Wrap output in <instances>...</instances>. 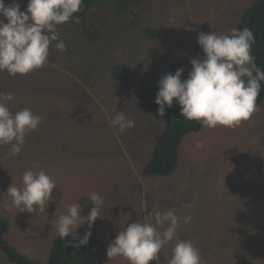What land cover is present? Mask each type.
<instances>
[{
	"label": "rangeland",
	"instance_id": "obj_1",
	"mask_svg": "<svg viewBox=\"0 0 264 264\" xmlns=\"http://www.w3.org/2000/svg\"><path fill=\"white\" fill-rule=\"evenodd\" d=\"M255 1L143 0L118 19L103 13L97 40L81 34V20L57 26L66 51H57L53 42L38 70L15 77L0 71V93L16 98L9 103L13 113L28 107L43 117L19 155H11L10 145L0 146V216L8 223L5 240L17 253L46 264L59 235L58 218L79 202L82 224L94 206L89 194L98 192L104 198L101 217L90 229L87 222L81 225L72 240L75 245L91 231L80 247L91 250L97 264H129L108 258V244L128 224L169 210L191 215L189 223L181 220L177 235L199 249L200 264H264V101L239 126L189 134L173 175H144L142 167L163 130L149 113L158 81L180 68L186 79L189 60L203 58L199 33H229ZM11 2L4 0L5 6ZM16 2L26 9L24 0ZM116 67L124 69L122 77H114ZM116 111L135 126L113 128ZM198 141L201 148L195 147ZM26 170H43L55 181L45 211L11 206L7 188L22 187ZM174 243L150 264H168ZM0 264L13 263L0 252Z\"/></svg>",
	"mask_w": 264,
	"mask_h": 264
},
{
	"label": "clouds",
	"instance_id": "obj_2",
	"mask_svg": "<svg viewBox=\"0 0 264 264\" xmlns=\"http://www.w3.org/2000/svg\"><path fill=\"white\" fill-rule=\"evenodd\" d=\"M82 4L83 0H28L26 9L21 11L16 0L7 6L0 0V71L15 77L40 69L48 61L53 42H56L57 51H66L57 26L72 20ZM254 42L253 32L247 27L233 28L227 34L199 33L197 44L203 58L189 60L191 71L186 79L182 80L183 68L161 77L154 101L158 106L157 115L164 117L165 109L171 108L175 101L185 120L199 122L202 127L233 128L248 121L258 111L256 100L261 82H264V70L257 66L251 55ZM15 99L11 93H0V146L10 145L13 156L21 152L26 135L43 123V117L35 115L28 107L13 113L9 103ZM111 125L124 132L133 128L135 121L123 111H116ZM202 146V141L195 145L196 148ZM22 185L8 186L6 193L11 206L18 212L45 211L46 201L52 200L56 188L54 179L43 170H26ZM89 200L94 206L82 224L79 223V202L70 204L67 213L58 218L57 232L62 239L71 236L76 240V230L81 225L87 222L90 229L101 217L104 198L98 192H92ZM148 216L147 221L132 222L116 234L107 246L108 258L123 257L129 264L159 262L161 250L175 241L168 264H200L199 249L190 240H181L177 235L181 220L187 224L191 215L182 218L169 210L155 211ZM91 235V231L86 232L74 246L87 245Z\"/></svg>",
	"mask_w": 264,
	"mask_h": 264
},
{
	"label": "trees",
	"instance_id": "obj_3",
	"mask_svg": "<svg viewBox=\"0 0 264 264\" xmlns=\"http://www.w3.org/2000/svg\"><path fill=\"white\" fill-rule=\"evenodd\" d=\"M24 1L28 3V0ZM142 2L143 0H83L80 11L72 20H81L83 27L81 34L91 40H97L100 38L99 28L104 22L102 21L103 13H109L110 17L118 19L131 7ZM245 27L251 29L254 35L255 42L251 48V55L257 66L264 70V0L255 1L242 12L236 29L242 30ZM119 69L121 73L116 75ZM123 70L122 67H116L114 77H122ZM154 101L150 105L149 113L163 124V130L155 142L150 158L143 165V173L151 176H171L176 171L179 161L178 152L184 137L204 127L199 122L185 120L181 115L180 106L175 101L171 108L165 109V116L159 117L157 115L158 106ZM263 101L264 82H261V90L256 100L257 108ZM7 231L8 223L0 216V252L13 264H34L17 253L5 240ZM46 264H97V260L91 250L85 247H75L70 236L62 239L58 235L50 249Z\"/></svg>",
	"mask_w": 264,
	"mask_h": 264
},
{
	"label": "crops",
	"instance_id": "obj_4",
	"mask_svg": "<svg viewBox=\"0 0 264 264\" xmlns=\"http://www.w3.org/2000/svg\"><path fill=\"white\" fill-rule=\"evenodd\" d=\"M160 134H161V133H160ZM160 134H158L156 140L158 139V137L160 136ZM156 140L154 141V139H153L154 142H156ZM178 157H179V159H180V157H181V145H180V148H179ZM148 159H149V155L147 156V158L144 159V162L142 163V167H143L144 163H145L146 161H148Z\"/></svg>",
	"mask_w": 264,
	"mask_h": 264
},
{
	"label": "flooded vegetation",
	"instance_id": "obj_5",
	"mask_svg": "<svg viewBox=\"0 0 264 264\" xmlns=\"http://www.w3.org/2000/svg\"><path fill=\"white\" fill-rule=\"evenodd\" d=\"M187 137H185V139H186Z\"/></svg>",
	"mask_w": 264,
	"mask_h": 264
}]
</instances>
